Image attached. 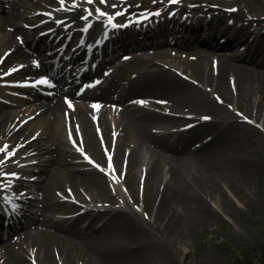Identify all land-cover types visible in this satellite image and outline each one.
Returning <instances> with one entry per match:
<instances>
[{"label": "bare ground", "instance_id": "6f19581e", "mask_svg": "<svg viewBox=\"0 0 264 264\" xmlns=\"http://www.w3.org/2000/svg\"><path fill=\"white\" fill-rule=\"evenodd\" d=\"M3 1L8 2L0 0L1 11ZM24 1L33 0L14 2L0 15V74L13 80L0 84L5 98L0 100V167L2 174L9 170L13 156L7 153L17 143L52 157L29 164L38 172L29 174L27 184L0 179V189L17 190L28 202L13 223L0 210V240L12 235L0 244V264H145L153 239L189 236L217 218L213 199L231 213L227 192L249 196L264 176V156L255 159L245 151L240 131L249 124L247 117L264 121L263 17H247L242 0H233L225 11L197 5L198 0H157L131 14L123 9L128 0H94L95 11L106 14L107 9L128 24L110 27L108 42L115 47L94 67L99 56L93 44L108 33L89 16L88 5L64 0L39 11L43 17L36 22L53 23L50 32L58 34L50 40V33L38 34L37 26L19 20L18 5ZM183 9L192 12L182 19L183 30L175 32L168 23L181 18ZM109 19L100 15L101 21ZM69 36L76 40L68 43L72 57L91 51L88 68L74 76L56 66V88L36 85L49 71L38 59L39 50L57 40L65 43ZM240 41L249 44L246 52L235 51ZM163 43L169 46H158ZM129 49L135 50L121 53ZM188 72L191 79L183 75ZM99 75L103 80L96 82ZM83 77L91 86L76 92ZM68 82L71 90L64 88ZM68 96L79 101L72 109ZM31 99L36 105L24 114L8 109ZM39 114L50 116L47 125L39 121L40 135L52 136L42 145L24 136ZM194 116L205 130L190 129L174 140L178 130L194 127ZM29 117L37 118L28 123ZM12 128L17 130L11 135ZM80 150L90 154L91 162ZM146 152L151 153L147 162ZM118 178L128 188L126 198L115 191ZM10 195L2 197L13 209ZM41 201L64 214L54 216Z\"/></svg>", "mask_w": 264, "mask_h": 264}, {"label": "rangeland", "instance_id": "374dc122", "mask_svg": "<svg viewBox=\"0 0 264 264\" xmlns=\"http://www.w3.org/2000/svg\"><path fill=\"white\" fill-rule=\"evenodd\" d=\"M19 0H8V2L3 1L2 7L5 8V11L0 10V15L3 12H6V9L10 7L11 4L14 2H18ZM68 2H82V4H86V11L91 10L94 14L92 15L94 19L99 18L100 15L95 11L93 7L90 6V3L84 2V0H67ZM157 0H128L124 3V6L128 11L129 14L133 12H141L144 11L145 8L149 5H152ZM169 1V0H168ZM195 0H185L186 4H191ZM197 1V0H196ZM60 0H33V1H24L21 2L19 6V12L21 13L22 18H25L24 24H33V26H37L35 28V32L41 35H45V33H50L49 39L54 40L56 39V33H51L50 31L55 29L53 23H49L46 25H40V23L36 22V19H40L43 17V13L39 11H49L50 9L54 8L58 5ZM111 4H114L113 0H110ZM207 4L208 6L214 7L216 11H223L224 9H231L233 0H198L196 2L197 5L199 4ZM1 6V4H0ZM201 6V5H200ZM240 8L245 11V14L249 18L254 17H263L264 18V0H242L240 2ZM106 14L113 17V12L107 11L104 9ZM225 11V10H224ZM183 15H181L179 19L172 20L169 22L168 25L173 27V31L177 32L179 30H183L185 27L182 24V19L184 17H189L188 13L192 12L191 9H183ZM86 12L80 11V15H85ZM233 16V15H232ZM232 16H229V21L234 22ZM98 20V19H97ZM23 21V20H22ZM99 21V20H98ZM264 23V19H262ZM190 22V18H189ZM111 24L115 25L117 22L115 20L111 21ZM101 27L105 26V23L102 21L99 23ZM60 27H63L60 25ZM136 27L140 29L142 26L136 24ZM258 29V28H257ZM62 34L60 36L62 37ZM60 36L58 38H60ZM64 40V37L61 38ZM22 40H20L21 42ZM73 45L75 43V38L68 37L65 45L67 44ZM242 46H238L235 51L239 52H246V49L249 48V44L240 41ZM61 42L57 40L51 47L44 48L39 50V58L41 60L42 65L48 64V67L52 63H48V58H53L55 65H60L61 68L67 69V71L71 74L77 75L81 73H77L82 66H77L79 63L83 62L81 57H71L69 48L63 47L61 48ZM159 47H166L169 46L167 43H163L162 45H158ZM115 45L110 43L108 47L105 49H99V57L109 56ZM149 48V47H145ZM5 49V48H4ZM135 50V49H134ZM133 49L124 50L121 53L127 51H134ZM101 51V52H100ZM74 62H78L75 63ZM40 63V64H41ZM74 65L70 67V64ZM97 62L91 63V66H96ZM88 67V65H87ZM86 68V66H85ZM11 69V66L6 68V72ZM126 70L128 72L132 71L131 65L127 64ZM191 79V76L188 74H183ZM96 76V75H95ZM96 78V77H95ZM87 79H81V81L76 86V92H83L86 90L87 85L91 86L87 83ZM103 77L99 75L96 78L97 82H101ZM11 83V79L9 78H1L0 76V84L3 86H7ZM87 83V84H86ZM73 86H71V82L65 84V89L71 90ZM4 93H0V100H4ZM66 101L69 105L71 104V109L77 104L78 99H74L71 97H66ZM81 103H84V100H80ZM1 104V103H0ZM3 105V104H2ZM36 105V100L31 99L28 100L22 105H10L8 107L11 111H21L20 114L26 113L27 107L29 106L34 109ZM159 111L165 112L163 108H157ZM239 112L238 109H236ZM38 114V112H37ZM187 115V114H186ZM40 116V114L38 115ZM37 116V117H38ZM36 117V118H37ZM193 128L186 126L177 131V133L173 136V139L176 140L180 137V135L184 132L187 133L190 129L197 130L198 132H203L205 130V125L201 122L197 121V116ZM27 118L26 121L29 123L30 121L35 120ZM50 116L44 117L40 116L38 119L34 121L30 130L24 132V136H28V140H34L43 144V142L52 139L51 135L41 136L40 133L42 132V127L39 128V124L41 120H44L45 125L48 124ZM214 119V118H211ZM219 118L216 117L215 120ZM248 120L246 129L240 131V139L244 146L245 151L250 154L255 159H259L264 156V121L263 118H251L247 117ZM53 120V119H52ZM16 122V121H15ZM14 122V123H15ZM37 122V123H36ZM17 123V122H16ZM21 124H18L17 128L20 127ZM23 127V126H22ZM17 128L15 130H17ZM48 128V126H47ZM10 131L12 135L14 133V128ZM39 130V134L35 135V131ZM186 130V131H185ZM3 130L0 129V133ZM2 134V133H1ZM208 136L206 139L210 138ZM39 145V144H38ZM11 153H14L13 159L10 162L9 170L4 173L6 176L5 180L9 183L15 184L16 182H23L27 184L28 176L30 173L34 172L37 173L38 171L34 170V164L30 166L29 164L34 163L36 160L42 158L46 159V157L51 156V154L45 156L43 152H39V149H33L32 147L20 146V143H17L11 148ZM83 154V155H82ZM80 156H85L88 158L90 155L87 152L79 151ZM151 153L146 152L145 161L149 160ZM8 168V166H7ZM15 174V175H11ZM36 175V174H34ZM118 182L120 185H113L115 188L116 193L123 198L128 197V188L124 183V180L118 178ZM28 189V188H27ZM29 190V189H28ZM28 192V191H27ZM18 197H22L21 192H16ZM249 196H236L234 193L227 192V196L229 198L228 204L233 206V211L231 213L227 212L224 207V203L219 205V202L215 199L212 200V203L218 207L219 213L222 212L220 216L217 211H215L217 218H214L208 224L204 226H200L198 231L192 233L189 236H182V235H175L174 237H158L157 239H153L151 245L147 249V263L145 264H232V262L238 257H241V245H247L249 248L254 250V256L256 264H264V176L257 182L253 183L252 189L248 191ZM246 194V193H245ZM79 202H83L81 198L76 199ZM215 201L218 203H215ZM41 203L47 206L50 209V213L54 216L60 213V210L56 208L53 204H45L43 201ZM22 208H25L28 205V202L20 201L17 203ZM140 207V206H139ZM224 207V210H223ZM219 217V218H218ZM22 231L18 230L15 233ZM14 234V233H13ZM12 235L4 237L3 240H0V244L2 242H6L11 238Z\"/></svg>", "mask_w": 264, "mask_h": 264}, {"label": "trees", "instance_id": "16d2710c", "mask_svg": "<svg viewBox=\"0 0 264 264\" xmlns=\"http://www.w3.org/2000/svg\"><path fill=\"white\" fill-rule=\"evenodd\" d=\"M241 248V257H237L232 264H256L254 250L247 245H239Z\"/></svg>", "mask_w": 264, "mask_h": 264}, {"label": "snow or ice", "instance_id": "6c2138e0", "mask_svg": "<svg viewBox=\"0 0 264 264\" xmlns=\"http://www.w3.org/2000/svg\"><path fill=\"white\" fill-rule=\"evenodd\" d=\"M84 2H86V3H93L94 2V0H84ZM101 2L102 3H106V0H101ZM169 2L170 3H175V2H177V0H169ZM60 3L61 4H64V0H60ZM114 7H115V5H114ZM100 15H106L105 13H103L102 11H100L99 9H97L96 10ZM94 13L91 11V10H89V16H91V15H93ZM159 13H157V15H158ZM83 19H85V20H87L88 19V17L86 16V17H83ZM86 30V29H85ZM49 84V81L47 80V79H42V80H40V81H38V82H36V85H48ZM36 85H34V86H36ZM141 103H143V102H141ZM69 107H71V104H70V102H69ZM94 107H97L96 105H94ZM205 119H207V118H205ZM7 155L9 156V159H11V157L14 155V153H7ZM0 160H3V155L2 154H0ZM91 162V161H90ZM11 175H15V174H11Z\"/></svg>", "mask_w": 264, "mask_h": 264}]
</instances>
